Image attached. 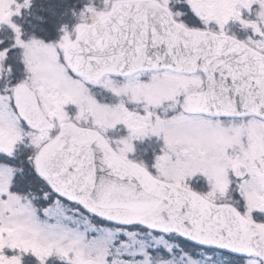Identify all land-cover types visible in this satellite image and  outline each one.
Returning a JSON list of instances; mask_svg holds the SVG:
<instances>
[{
    "label": "snow or ice",
    "instance_id": "snow-or-ice-1",
    "mask_svg": "<svg viewBox=\"0 0 264 264\" xmlns=\"http://www.w3.org/2000/svg\"><path fill=\"white\" fill-rule=\"evenodd\" d=\"M0 264H264V0H0Z\"/></svg>",
    "mask_w": 264,
    "mask_h": 264
}]
</instances>
